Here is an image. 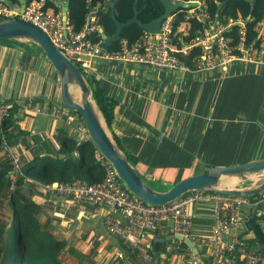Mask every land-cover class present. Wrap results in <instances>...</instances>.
Returning a JSON list of instances; mask_svg holds the SVG:
<instances>
[{
    "label": "crops",
    "instance_id": "1",
    "mask_svg": "<svg viewBox=\"0 0 264 264\" xmlns=\"http://www.w3.org/2000/svg\"><path fill=\"white\" fill-rule=\"evenodd\" d=\"M12 4L20 8L19 0ZM98 5L106 8V4ZM260 32L264 34L263 24ZM89 74L118 103L111 126H106L112 138L119 139L120 145L114 139L116 145L137 157V171L146 183L172 185L211 165L264 157V63L233 62L227 71L183 73L96 59ZM73 86L70 90L74 96ZM60 95L58 71L32 40L0 42V99L17 105L13 113L17 128L14 144L22 160L54 158L66 137L90 139L76 110L69 109L66 116L55 117L51 111L39 113L26 107L29 103L53 107L61 103ZM227 177L234 180L226 187L264 186L246 173ZM34 198L41 222H48L47 229L53 237L66 243L64 264H153L154 243L159 252L157 264L214 261L217 245L213 243L194 239L196 253L181 239L161 241L177 233L171 222L143 233L146 254L125 247L119 237L108 231L105 216H118L112 209L51 194L38 185ZM188 211L192 234L208 237L215 222L212 202H194ZM253 216V208L244 206L238 234L262 249L264 244L250 226ZM258 222L264 228V219L258 218Z\"/></svg>",
    "mask_w": 264,
    "mask_h": 264
},
{
    "label": "built area",
    "instance_id": "2",
    "mask_svg": "<svg viewBox=\"0 0 264 264\" xmlns=\"http://www.w3.org/2000/svg\"><path fill=\"white\" fill-rule=\"evenodd\" d=\"M66 1L33 0L21 11L16 5L0 1V18H18L36 26L48 36L57 49L70 58L81 71L87 73L96 59L180 70L183 73L227 71L233 62L264 63V48L256 51L253 42H247L244 21H237L242 27L239 41L234 45L225 31L236 21L231 18L228 24H220L212 17L206 0H199L197 6L185 9V22L194 18L202 24L193 36L185 38L174 30L176 14L173 13L162 21L158 33L143 30L133 42L126 37L120 38L117 48H105L102 46V39H94V35L100 33L102 28L98 23L99 11L102 9L100 5L89 6L81 28L76 30L69 22L64 27L61 8L62 3ZM91 1L88 0L89 5ZM185 29L187 30V27L183 30ZM192 54L191 60L196 63L195 67L187 63V57ZM12 105V102L0 99V144L12 171L22 174V156L10 142L8 132L12 127L5 124ZM26 107L39 113L51 111L55 117H64L69 111L61 103L54 104L53 107L29 103ZM97 159L104 169L103 180L99 183L77 180L37 182V185L45 192L99 204L115 211L118 216L113 213L105 216L106 227L129 249L146 251L143 246V233L171 222L175 232L192 240L217 245L212 264H264V252L238 234L244 206L253 208V214L264 219V192L251 198L249 195L192 190L168 203L153 204L132 193L119 177L115 167L102 154L97 153ZM197 201L212 202L215 222L208 237L200 238L192 234V218L188 206Z\"/></svg>",
    "mask_w": 264,
    "mask_h": 264
},
{
    "label": "trees",
    "instance_id": "3",
    "mask_svg": "<svg viewBox=\"0 0 264 264\" xmlns=\"http://www.w3.org/2000/svg\"><path fill=\"white\" fill-rule=\"evenodd\" d=\"M26 1L30 3L33 0ZM206 1L212 17L220 24H228L231 18L236 21L225 31L232 44L235 45L239 41V32L242 26L237 21L242 19L246 29L247 42H253L256 51L264 48V34L260 32L261 25H264V0ZM217 2L224 3L220 12H217ZM98 4H106V8L99 11L98 23L106 34L112 35L116 30V23L111 15V0H92L90 5L88 0H70L69 8L75 11L71 13L70 10L69 24L76 30L81 28L85 23L89 6ZM135 6L138 9V18L143 22H148L164 12V5L160 0H119L115 10L117 19L120 21L130 19L134 14ZM55 10L58 9L55 8ZM175 14L174 30L178 34L184 35L185 38L193 36L202 26L194 18L185 22V9L183 8L175 11ZM248 16L250 17L248 18ZM186 27L187 30H183ZM142 32L143 29L138 24L132 23L123 27L121 38L126 37L133 42ZM14 39L12 37L1 38L0 42H9ZM94 39L101 40L100 33L95 34ZM32 43L44 53L41 46L36 42L32 41ZM119 44L120 40L114 42L112 47L117 48ZM192 56L193 54L187 57V63L191 67H195L196 63L191 60ZM83 75L90 85L93 98L102 112L107 126L110 127L118 103L105 92L94 76L87 72H83ZM16 108L17 105L13 104L10 115L5 121L6 125L12 127V130L8 132L12 144H14L17 130L13 118ZM78 115L80 116L79 113ZM114 139L120 145L116 136ZM121 150L137 171V157L128 150L123 148ZM0 153H2L1 144ZM97 153L98 150L90 139L76 140L66 137L54 158L37 156L22 160V174H15L9 160L3 154L0 155V264H64L65 241L54 238L47 229L48 222H41L38 217L39 205L34 198L36 183L77 180L92 184L99 183L103 180L104 169L97 159ZM76 154L79 155L78 158H76ZM9 173L10 175H8ZM138 174L140 175L139 172ZM140 176L142 177V175ZM147 182L159 191L167 190L171 186L159 185L156 181ZM259 195L261 194L254 193L249 196L254 198ZM250 221H252L250 226L255 231L257 240L264 244V228L258 222V217L254 215ZM260 250L264 252V248ZM149 253L152 255L153 251L149 250Z\"/></svg>",
    "mask_w": 264,
    "mask_h": 264
},
{
    "label": "water",
    "instance_id": "4",
    "mask_svg": "<svg viewBox=\"0 0 264 264\" xmlns=\"http://www.w3.org/2000/svg\"><path fill=\"white\" fill-rule=\"evenodd\" d=\"M0 1L11 5L13 0ZM118 1L119 0H111V15L116 23L115 32L112 35H108L103 28L100 30L103 41L102 46L105 48L111 47L114 42L118 41L121 38L123 27L132 23L138 24L143 30L158 33L160 31L161 23L165 18L175 13V11L180 8L188 9L197 6L199 0H160L164 5V12L148 22H143L138 18V9L136 6L134 7V14L130 19L126 21L118 20L115 12ZM19 3V10L21 11L26 7L27 1L19 0ZM217 3V12H220L224 3ZM69 5L70 0L62 3V20L64 27H66L68 23ZM249 17L250 16H248V18ZM7 37L26 38L41 46L46 57L50 60L53 67L60 75L61 103L66 108L76 110L80 114L89 138L95 144L97 150L115 167L119 177L125 183L127 188L143 201L153 204H165L192 190H211L237 196H246L264 192V186L249 189L220 186V182L224 177L264 170V157L245 162L211 165L203 172L181 178L173 183L167 190L159 191L154 189L138 174L128 157L116 145L106 126L105 119L93 98L89 83L84 77L81 69L63 52L57 49L45 33L28 22H24L18 18L1 20L0 39ZM106 62L118 64L120 61L106 60ZM73 84H78L81 88L82 96L80 100H76L71 93L70 87ZM8 175H10V173ZM172 238L183 240L193 252L197 253L198 250L195 242L190 237L184 236L181 233L171 234L169 237L162 238L161 241ZM156 247V243H154L153 248L155 250V260L153 264H157L159 259V252Z\"/></svg>",
    "mask_w": 264,
    "mask_h": 264
},
{
    "label": "rangeland",
    "instance_id": "5",
    "mask_svg": "<svg viewBox=\"0 0 264 264\" xmlns=\"http://www.w3.org/2000/svg\"><path fill=\"white\" fill-rule=\"evenodd\" d=\"M75 88V86H73L72 87V91L74 92V89ZM254 172H259V173H254ZM254 172H249V173H246L247 175H250L251 177H252V179L253 180H255V179H259V181L262 183V184H264L263 182H264V170H262V171H254ZM239 177V176H238ZM230 178L229 177H224V178H222V180H221V183H220V186H222V187H226V185L228 184V180H229ZM237 186V185H236ZM234 187V186H233Z\"/></svg>",
    "mask_w": 264,
    "mask_h": 264
},
{
    "label": "bare ground",
    "instance_id": "6",
    "mask_svg": "<svg viewBox=\"0 0 264 264\" xmlns=\"http://www.w3.org/2000/svg\"><path fill=\"white\" fill-rule=\"evenodd\" d=\"M74 90V98L76 99V100H80L81 99V96H82V91H81V88H80V86L78 85V84H75V88L73 89ZM233 180L234 179H229L228 181V185H232V183H233Z\"/></svg>",
    "mask_w": 264,
    "mask_h": 264
}]
</instances>
